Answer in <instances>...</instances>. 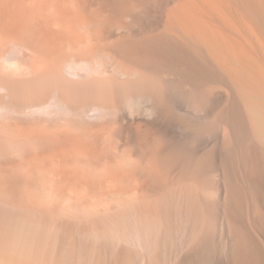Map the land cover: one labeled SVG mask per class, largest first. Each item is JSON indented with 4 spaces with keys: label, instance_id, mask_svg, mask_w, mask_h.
<instances>
[{
    "label": "bare ground",
    "instance_id": "bare-ground-1",
    "mask_svg": "<svg viewBox=\"0 0 264 264\" xmlns=\"http://www.w3.org/2000/svg\"><path fill=\"white\" fill-rule=\"evenodd\" d=\"M240 31L264 0H0V264H264Z\"/></svg>",
    "mask_w": 264,
    "mask_h": 264
},
{
    "label": "rangeland",
    "instance_id": "rangeland-1",
    "mask_svg": "<svg viewBox=\"0 0 264 264\" xmlns=\"http://www.w3.org/2000/svg\"><path fill=\"white\" fill-rule=\"evenodd\" d=\"M240 32L239 33L237 32L236 34L239 36L237 37V35H235V37L239 38L240 41H242L241 43L245 42L242 45L244 46L243 48L245 49V52L247 51L246 54L247 55L249 54L255 59L258 57L257 60H259V57L262 56L264 52V36H261L262 35L261 33H259L258 31L257 32L255 31V33L253 32L252 34L253 36L251 35L253 38L252 39L250 36L246 38L244 33L242 32L243 34L242 33L240 34ZM257 54H259V56ZM16 235L18 238H34L37 236V230L34 229V227L31 226L30 224L21 223L17 226Z\"/></svg>",
    "mask_w": 264,
    "mask_h": 264
}]
</instances>
